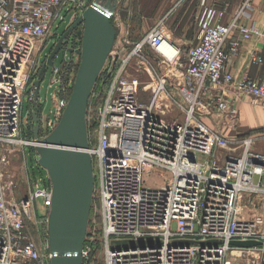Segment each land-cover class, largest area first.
<instances>
[{"label": "built area", "instance_id": "built-area-1", "mask_svg": "<svg viewBox=\"0 0 264 264\" xmlns=\"http://www.w3.org/2000/svg\"><path fill=\"white\" fill-rule=\"evenodd\" d=\"M85 6L86 0H0V264H50L48 237L38 243L28 224L35 218L38 228L47 225L36 205L42 200L49 210L51 191L40 186L18 198L6 170L14 147L40 145L22 136L24 99L28 94L37 105L41 59L67 14L82 15ZM200 7L194 46L182 50L161 20L139 41L126 39L114 51L115 43L91 96L88 152L99 167L107 264H264V213H239L242 196L264 197V154L252 150L264 132L229 137L202 118L213 103L224 123L236 127L232 100L264 102V80L227 71L242 43L262 30L254 0H200ZM252 61L263 58L254 54ZM75 68L66 59L54 69L59 90L72 88ZM141 90L150 93L148 101ZM67 103L58 106L59 115ZM228 148L236 151L221 160L219 150ZM150 172L171 178L150 188L144 183Z\"/></svg>", "mask_w": 264, "mask_h": 264}, {"label": "water", "instance_id": "water-1", "mask_svg": "<svg viewBox=\"0 0 264 264\" xmlns=\"http://www.w3.org/2000/svg\"><path fill=\"white\" fill-rule=\"evenodd\" d=\"M122 0H94L83 14L59 38L43 62L35 81L37 105L34 111L35 139L41 168L45 169L52 188L47 237L50 264H84V247L89 235L96 179L93 160L88 152V109L91 96L101 73L112 55L117 30L112 18ZM75 32L81 41L79 49H67L78 54L80 61L71 95L61 119L45 137L40 138L41 118L39 91L48 66ZM63 64L66 63L64 50ZM142 244L134 241H112V246ZM241 247L258 245L255 241H233Z\"/></svg>", "mask_w": 264, "mask_h": 264}, {"label": "rangeland", "instance_id": "rangeland-1", "mask_svg": "<svg viewBox=\"0 0 264 264\" xmlns=\"http://www.w3.org/2000/svg\"><path fill=\"white\" fill-rule=\"evenodd\" d=\"M94 0H86V8H88ZM152 3V4H150ZM157 4V6H155ZM167 1L166 0H135L134 1V14L138 16L139 14L147 15L153 17L151 21L148 22L150 25L155 20L157 21L158 17H164V14L167 12L166 7ZM155 6V8H154ZM137 7L140 8V12H138L136 9ZM83 12V11H82ZM81 12V13H82ZM125 14V13H124ZM81 15H74L67 14L65 21L62 22L60 27L58 28V32L56 33V36L53 40V42H50L49 48L44 53L41 64H43L44 60L49 55V52L52 49V46L56 43V40L59 36L63 35L70 26L79 18ZM162 17V18H163ZM155 21V23H156ZM133 26H136L133 28L135 33H139V28L141 26H145L144 29L147 28L146 25H143V20L141 19H135ZM75 42L73 44H69L72 49H79L81 47V41L76 37ZM120 45V39L117 38L116 40V47L114 49L117 50L118 46ZM63 51L59 53L54 61V66H48L46 76L44 81L41 84V88L39 91V112H40V118H41V130H40V137L47 136L59 123L61 119V114H58V106L60 105L61 108H64L65 104L69 100L70 92L72 88H68V91L66 92L59 90L60 89V83L59 82H53V75H54V69L60 68L63 64ZM184 57V55H183ZM66 59L68 61L76 63V67L79 64L80 58L78 54L75 52L69 53L66 55ZM155 61V59H153ZM111 61V60H110ZM77 69L75 68L74 75L77 73ZM102 77H99V80L97 82V85L100 83ZM147 79V77H145ZM73 82V78H72ZM72 84V83H71ZM96 85V87H97ZM96 93L98 88H96ZM94 89V91H95ZM95 93V96H96ZM142 99L144 101H148L150 98V93L143 92V90L140 91ZM91 108V99L89 103V109H88V115L90 116V112L92 111ZM172 111H174L171 114H179L180 111L174 108H170ZM35 111L34 102H30L29 95L27 94L24 99L23 104V116H22V136L25 137L27 140H33L34 133L33 129L35 127V122H32L33 114ZM164 118H169V116H162ZM185 118V115L182 113L180 116L181 121H183ZM262 132H264V128H262ZM253 152L264 154V140L256 143L253 147ZM38 154L36 152V149L33 146H18L14 147V151L12 153V158L10 159V165L7 166L6 174H9L11 178L13 179V182L16 184V194L18 198H23V196H27L29 191V185L31 184L29 181L32 179L34 181L37 180L41 186L45 185L49 179L47 172L42 169L38 164ZM95 171L97 167V163H94ZM171 178L170 172H167L165 175H160L156 172H150L147 174L145 178V186L150 188H161L167 184V181ZM97 181V180H96ZM33 184V182H32ZM50 186V184H49ZM37 214L38 217L45 218L48 215V210L44 207L42 200H37ZM253 211V210H252ZM45 216V217H44ZM34 217V216H33ZM28 228L30 229V232L32 234V238L39 242H45L47 238V225L40 224V227L38 228L36 224L35 218L32 222L28 224ZM89 232H91V235L88 238V254L87 258L84 259V264H107L106 260V248H105V242H104V236H103V218H102V212H101V202L99 199V192L98 188H95L94 193V202L92 206L91 211V218H90V225H89Z\"/></svg>", "mask_w": 264, "mask_h": 264}, {"label": "crops", "instance_id": "crops-1", "mask_svg": "<svg viewBox=\"0 0 264 264\" xmlns=\"http://www.w3.org/2000/svg\"><path fill=\"white\" fill-rule=\"evenodd\" d=\"M134 1L122 0L112 18V23L117 30V38L122 42L121 45H126V39L130 43L139 41L161 20H165L167 32L182 50H187L196 44L197 22L201 11L200 0H166L167 12L164 17H158L157 21L155 20L156 23L154 21L150 25L148 22L153 19L152 16L149 14L136 16L134 14ZM235 3L236 1H234V6ZM254 7L255 19L261 27L262 34L242 43L238 55L228 64L227 71L232 73L235 78L249 76L253 79L264 80V0H254ZM136 9H138V12L141 11L139 7ZM137 18L142 19L143 25L147 26L146 29H144L145 26H141L138 30L139 33H135L133 30L136 27L133 26V23ZM254 54L261 55L263 61L261 63H253L252 57ZM232 106H236L239 112L236 127H230L224 123L223 114L219 113L213 103L206 107L208 114L202 118L212 128L221 131L229 137L244 136L264 128V102L254 106L247 102L242 103L238 102V100H232ZM234 151H236L234 148L219 150L218 156L223 160L228 153H233ZM239 151L237 150V152ZM42 187L50 188L49 184L42 185ZM239 213L245 218H252L264 213V197L242 196L239 203Z\"/></svg>", "mask_w": 264, "mask_h": 264}, {"label": "bare ground", "instance_id": "bare-ground-1", "mask_svg": "<svg viewBox=\"0 0 264 264\" xmlns=\"http://www.w3.org/2000/svg\"><path fill=\"white\" fill-rule=\"evenodd\" d=\"M162 50L169 53V54H172L174 51V48H169V47H162ZM207 114V113H206ZM88 131H89V126H88ZM89 134V132H88ZM92 157V160H93V169H94V175H95V179L97 180L96 181V186L95 188L97 187L98 188V191H99V167H98V164H97V167H96V171H95V166H94V163H97L96 159L91 155ZM38 164H39V161H38ZM40 166V164H39ZM41 167V166H40ZM43 169V168H42ZM45 170V169H44ZM49 179V178H48ZM50 181V180H49ZM31 184L29 185V190H34L36 187L40 188L41 184L39 182H34L32 179L29 181ZM32 182H34V184H32ZM50 185H51V182H50ZM49 191H51V196H52V188L50 187L48 189ZM95 193V192H94ZM48 215H49V210H48ZM48 223V222H47Z\"/></svg>", "mask_w": 264, "mask_h": 264}, {"label": "flooded vegetation", "instance_id": "flooded-vegetation-1", "mask_svg": "<svg viewBox=\"0 0 264 264\" xmlns=\"http://www.w3.org/2000/svg\"><path fill=\"white\" fill-rule=\"evenodd\" d=\"M61 36H62V35H61ZM61 36L58 37L57 42H58V40H59V38H60ZM75 36H76V34H75V32H74V33L70 36L69 41H68V44H66V43L64 44V50L66 51V55L70 53V52L67 51V49H70V48L72 49V47H70L69 44H71V43L73 44V42H75V41H74L75 38H76ZM55 45H56V43L52 46L51 51L54 49V46H55ZM64 50H60L59 53H61L62 51L64 52ZM51 51H50L49 53H51ZM59 53H58V54H59ZM73 53H74V52H73ZM35 107H36V106H35ZM32 121H34V115H33V119H32Z\"/></svg>", "mask_w": 264, "mask_h": 264}, {"label": "trees", "instance_id": "trees-1", "mask_svg": "<svg viewBox=\"0 0 264 264\" xmlns=\"http://www.w3.org/2000/svg\"><path fill=\"white\" fill-rule=\"evenodd\" d=\"M34 182L36 183L38 181L34 179ZM46 184L48 185V180H47V183ZM49 184H50V181H49ZM49 187H51V185Z\"/></svg>", "mask_w": 264, "mask_h": 264}]
</instances>
